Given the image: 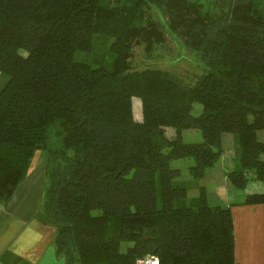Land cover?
<instances>
[{"label": "trees", "instance_id": "trees-1", "mask_svg": "<svg viewBox=\"0 0 264 264\" xmlns=\"http://www.w3.org/2000/svg\"><path fill=\"white\" fill-rule=\"evenodd\" d=\"M263 3L0 0V202L9 203L43 149L40 209L64 264L150 255L160 264H235L231 205L209 204L204 186L188 204L171 161L192 158L190 176L203 178L231 133L227 178L238 188L264 183ZM168 32L203 65L192 81L131 65L135 45L150 52ZM184 129L202 140L184 141ZM242 203L262 204L264 192Z\"/></svg>", "mask_w": 264, "mask_h": 264}, {"label": "crops", "instance_id": "crops-1", "mask_svg": "<svg viewBox=\"0 0 264 264\" xmlns=\"http://www.w3.org/2000/svg\"><path fill=\"white\" fill-rule=\"evenodd\" d=\"M35 169L30 166L6 206L0 202V264H64L54 245L56 227L40 209L45 181ZM256 192H264V184ZM242 202L228 203L235 264H264V203Z\"/></svg>", "mask_w": 264, "mask_h": 264}, {"label": "rangeland", "instance_id": "rangeland-1", "mask_svg": "<svg viewBox=\"0 0 264 264\" xmlns=\"http://www.w3.org/2000/svg\"><path fill=\"white\" fill-rule=\"evenodd\" d=\"M202 2L205 7L213 8L216 0H196ZM264 8V3H263ZM153 16L160 18L159 13L153 9ZM166 41L158 43L154 48L148 52L144 44H137L134 46L133 55L131 58V65L134 69L143 70L147 67L159 68L168 70L184 80L189 82L194 79L196 74L202 71V63L195 53L187 51L182 43L169 32L166 34ZM6 78L0 71V87L5 82ZM201 105L194 103V114H199ZM133 114L134 116L141 117V101L137 97H133ZM166 135L172 137L174 129L166 128ZM182 138L186 142H198L202 140V135L197 129H184L182 130ZM257 138L264 141V129L257 131ZM235 145L234 137L231 133L223 135V153L217 159L213 166L208 168L205 177L195 179L189 174V166L193 164L192 158L176 159L171 161V166L181 168V176L178 181L185 184L188 188L187 203H192L193 198L198 196L199 189L204 186L208 193L209 204H221L223 206L229 205V202L242 201L248 193L256 192L260 181H249L244 188H238L232 185L226 176V172L235 167ZM264 158V155H263ZM45 151L38 149L34 153L31 165L36 167V171L40 172L41 179L47 184L45 175L46 165ZM30 165V166H31ZM251 176V175H250ZM44 185V188H45ZM45 190V189H44ZM44 194V191H43Z\"/></svg>", "mask_w": 264, "mask_h": 264}, {"label": "built area", "instance_id": "built-area-1", "mask_svg": "<svg viewBox=\"0 0 264 264\" xmlns=\"http://www.w3.org/2000/svg\"><path fill=\"white\" fill-rule=\"evenodd\" d=\"M135 264H160V262L157 257L150 255L136 259Z\"/></svg>", "mask_w": 264, "mask_h": 264}]
</instances>
